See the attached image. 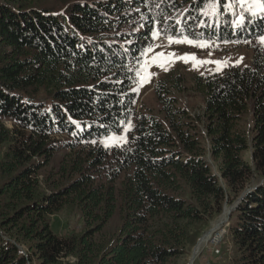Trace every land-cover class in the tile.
Masks as SVG:
<instances>
[{
    "label": "trees",
    "instance_id": "1",
    "mask_svg": "<svg viewBox=\"0 0 264 264\" xmlns=\"http://www.w3.org/2000/svg\"><path fill=\"white\" fill-rule=\"evenodd\" d=\"M208 2L0 0V264H184L230 195L232 264H264V48L220 72L164 73L157 112L135 115L154 33L264 37L252 0L206 15ZM185 91L198 113L178 105ZM63 211L81 231L52 230Z\"/></svg>",
    "mask_w": 264,
    "mask_h": 264
},
{
    "label": "rangeland",
    "instance_id": "2",
    "mask_svg": "<svg viewBox=\"0 0 264 264\" xmlns=\"http://www.w3.org/2000/svg\"><path fill=\"white\" fill-rule=\"evenodd\" d=\"M161 35L153 34V42L151 44L150 55L145 56V62H142L140 74L136 85L137 100L134 106L135 115L140 111L147 110L151 114L157 112V104L154 98V85L158 78L168 71H172L173 74L178 72L185 76L188 80L192 75H204L212 72H220L222 69L233 65H247L252 61V52L254 47L264 48V37L253 38L248 41L237 42H217L211 41H199L194 44L189 43H167L164 41H156ZM174 40H184V38H174ZM206 43L207 47H199L198 44ZM158 53H174L176 57H188V62H184L183 59L171 58L170 62L166 63L167 71L157 66L153 62V57H156ZM194 55L197 60L200 61H221L222 63L217 65L215 63L198 64L194 67L195 61L190 57ZM226 62V63H224ZM143 69V70H142ZM154 74L150 76L149 74ZM143 78V83H142ZM177 102L180 107H184L189 113H198L201 107V102L196 95H192L189 91H185L182 94H178ZM134 120V119H133ZM125 128L131 129L133 122ZM8 127H11V123L7 122ZM128 129V130H129ZM119 137V138H121ZM119 138H114L110 144H120ZM205 146L207 144L205 143ZM0 151V157H1ZM244 158L249 160V153L245 154ZM206 159L211 166L212 172L218 175L216 163L210 158L209 154L206 155ZM221 185L223 181L219 179ZM236 198L231 196L227 199L223 205V210L220 215L206 224H200L195 226V229L200 233L194 246H192L186 256L181 262L184 264H232L235 257V248L230 234L229 216L234 210L236 205ZM52 230L59 235H66L71 232H79L82 228V223L78 217L69 211H63L58 215L51 218ZM216 233L221 234V238L216 242V247L211 244L210 237H216ZM216 249V253L214 250ZM72 262V260L70 259Z\"/></svg>",
    "mask_w": 264,
    "mask_h": 264
},
{
    "label": "snow or ice",
    "instance_id": "3",
    "mask_svg": "<svg viewBox=\"0 0 264 264\" xmlns=\"http://www.w3.org/2000/svg\"><path fill=\"white\" fill-rule=\"evenodd\" d=\"M223 7L225 11H230L233 7V4L230 2H225L221 3V0H209L207 6H206V11L205 14L207 15L209 11H211L213 14H216L219 8ZM250 8H255L256 12L254 14L259 13V12H264V0H252V3L249 5ZM159 35V34H157ZM169 43H189V44H194V41L189 40L185 38L184 40H174L171 36L168 37ZM197 46L199 47H207L208 45L206 43L204 44H198ZM176 58V59H183L184 62H188V57H176L174 53H168L167 56L165 53H158L156 57H153V62L157 64V66L161 67L163 70L167 71V67L165 66L167 62H170L171 58ZM193 61H195L194 67L198 64H205V63H215L217 65L221 64V61H200L197 60L194 55L190 57ZM226 63V62H224ZM154 74H149V79L150 76ZM143 78H142V83H143Z\"/></svg>",
    "mask_w": 264,
    "mask_h": 264
},
{
    "label": "built area",
    "instance_id": "4",
    "mask_svg": "<svg viewBox=\"0 0 264 264\" xmlns=\"http://www.w3.org/2000/svg\"><path fill=\"white\" fill-rule=\"evenodd\" d=\"M211 238V244L214 245V247H216V242L219 241V239L221 238V234L216 233V237H210ZM214 252L216 253V249L214 250Z\"/></svg>",
    "mask_w": 264,
    "mask_h": 264
}]
</instances>
